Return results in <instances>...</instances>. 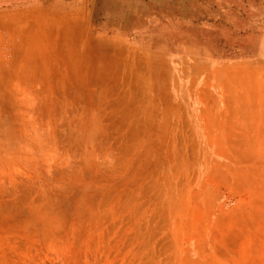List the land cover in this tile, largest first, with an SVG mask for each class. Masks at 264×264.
Masks as SVG:
<instances>
[{
	"label": "rangeland",
	"instance_id": "1",
	"mask_svg": "<svg viewBox=\"0 0 264 264\" xmlns=\"http://www.w3.org/2000/svg\"><path fill=\"white\" fill-rule=\"evenodd\" d=\"M0 264H264V0H0Z\"/></svg>",
	"mask_w": 264,
	"mask_h": 264
},
{
	"label": "crops",
	"instance_id": "2",
	"mask_svg": "<svg viewBox=\"0 0 264 264\" xmlns=\"http://www.w3.org/2000/svg\"><path fill=\"white\" fill-rule=\"evenodd\" d=\"M226 104H228V103H226V100H225V105H226Z\"/></svg>",
	"mask_w": 264,
	"mask_h": 264
}]
</instances>
